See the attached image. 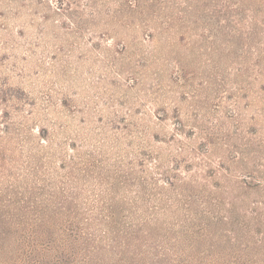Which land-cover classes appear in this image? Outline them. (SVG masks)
<instances>
[{
  "label": "rangeland",
  "instance_id": "1",
  "mask_svg": "<svg viewBox=\"0 0 264 264\" xmlns=\"http://www.w3.org/2000/svg\"><path fill=\"white\" fill-rule=\"evenodd\" d=\"M0 264H264V0H0Z\"/></svg>",
  "mask_w": 264,
  "mask_h": 264
},
{
  "label": "trees",
  "instance_id": "2",
  "mask_svg": "<svg viewBox=\"0 0 264 264\" xmlns=\"http://www.w3.org/2000/svg\"><path fill=\"white\" fill-rule=\"evenodd\" d=\"M129 4H132V2H130ZM221 29L223 30V31H225V28H224V26L223 25H221ZM181 72H183V74L181 75V76H183L184 75V78H187V76H186V74H185V68H181V70H180V73ZM175 78H177V77H175ZM177 114H179V110H177V112H176ZM176 114V116L177 117H179V115H177ZM159 117H161V116H159ZM186 127H185V125L184 124H180L179 126H178V130H181V131H183L185 134H187V132H185V129ZM191 131H194V129L193 130H191ZM210 137V136H209ZM239 158H237V159H235V160H238ZM241 161H244L243 159H241ZM238 162V161H237ZM242 166L244 167L243 169H244V172H245V174H246V177H245V179H246V183L247 184H251L252 182H253V174H256V171L257 170H255V168L254 167H250L248 164H246V163H242ZM170 185H174V182L173 181H170V182H168Z\"/></svg>",
  "mask_w": 264,
  "mask_h": 264
}]
</instances>
